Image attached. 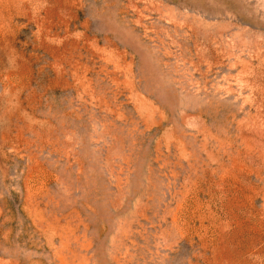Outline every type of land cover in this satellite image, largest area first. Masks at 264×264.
Here are the masks:
<instances>
[{
	"label": "rangeland",
	"instance_id": "374dc122",
	"mask_svg": "<svg viewBox=\"0 0 264 264\" xmlns=\"http://www.w3.org/2000/svg\"><path fill=\"white\" fill-rule=\"evenodd\" d=\"M0 264H264V0H0Z\"/></svg>",
	"mask_w": 264,
	"mask_h": 264
}]
</instances>
